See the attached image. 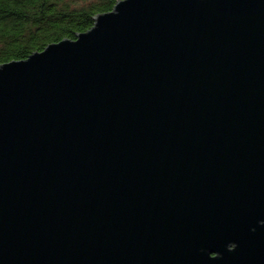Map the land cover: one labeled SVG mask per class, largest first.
<instances>
[{
	"label": "water",
	"instance_id": "1",
	"mask_svg": "<svg viewBox=\"0 0 264 264\" xmlns=\"http://www.w3.org/2000/svg\"><path fill=\"white\" fill-rule=\"evenodd\" d=\"M0 64V264H264V0H117Z\"/></svg>",
	"mask_w": 264,
	"mask_h": 264
},
{
	"label": "trees",
	"instance_id": "2",
	"mask_svg": "<svg viewBox=\"0 0 264 264\" xmlns=\"http://www.w3.org/2000/svg\"><path fill=\"white\" fill-rule=\"evenodd\" d=\"M117 0H0V64L72 39Z\"/></svg>",
	"mask_w": 264,
	"mask_h": 264
}]
</instances>
